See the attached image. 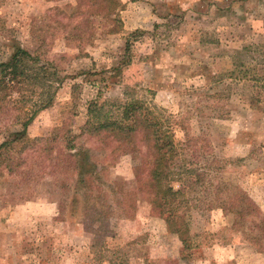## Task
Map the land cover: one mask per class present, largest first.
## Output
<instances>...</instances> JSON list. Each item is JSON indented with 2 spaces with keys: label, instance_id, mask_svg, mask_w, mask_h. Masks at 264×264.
Segmentation results:
<instances>
[{
  "label": "rangeland",
  "instance_id": "1",
  "mask_svg": "<svg viewBox=\"0 0 264 264\" xmlns=\"http://www.w3.org/2000/svg\"><path fill=\"white\" fill-rule=\"evenodd\" d=\"M120 1L108 18L75 14L77 0H0V64L18 45L48 66L49 88H26L27 135L71 130L104 181L86 215V198H65L62 156L56 173L36 155L15 174L0 166V264H264V0ZM134 100L172 130L189 168L173 182L189 258L147 195H123L138 191L146 150L80 134L90 115L120 118ZM13 110L0 109V142L22 128ZM242 194L257 216L240 217Z\"/></svg>",
  "mask_w": 264,
  "mask_h": 264
},
{
  "label": "trees",
  "instance_id": "2",
  "mask_svg": "<svg viewBox=\"0 0 264 264\" xmlns=\"http://www.w3.org/2000/svg\"><path fill=\"white\" fill-rule=\"evenodd\" d=\"M85 6L86 8H83ZM121 7L120 0H77L74 13L82 14L86 11L91 16L101 15L110 18ZM112 21L114 26L109 32H118L120 20L114 17ZM40 63L39 57L16 45L8 62L0 64V109L5 108L8 111L14 109L12 113L17 111L12 119L14 123L22 126L19 130L9 131L0 142V166L5 167L10 174H15L16 170L24 168L32 155H36L46 162L40 167L42 171L45 169L51 171L53 168L51 173H56L62 167V164L56 160L62 156L68 163L64 169L65 175H72L69 181L61 184V188L66 190L65 198L74 193L83 199L86 198L81 213L88 215L90 199L100 198L104 194L101 185L104 181L100 179L97 165L88 161L86 149L76 147L73 142L75 136L72 135L71 130L58 128L56 133L47 137L33 138L26 133L29 119L27 118L29 114L24 110L27 102L26 88L35 90L34 92H44L48 87L44 84L46 79L42 77L48 71V66ZM54 73L55 70H53ZM13 90H16L18 97L11 96ZM50 97L49 94V99ZM49 99L41 100L40 104L48 105ZM22 115L25 117L21 118ZM80 134L98 135L104 140L112 139L122 142L124 149L131 152L139 151L140 147L146 150L147 160L133 166L137 184L135 189L138 191L130 190L123 195L128 199L126 202L132 200L130 196L136 195L139 191L147 195L154 212L166 222L167 230L177 235L180 240L181 254L188 257L187 253L192 246L191 237L188 225L177 211L179 202L176 201L182 190L180 187L174 188L173 182L181 181L180 172L177 170L185 171L184 168H189L176 164L177 159L183 154H181L180 146L174 142L172 130L165 129L152 110L134 100L126 103L120 118H110L106 115L101 119V117L90 115L82 126ZM86 163H89L88 167ZM98 180L100 182H97ZM239 199L240 201L248 200L246 206L240 211L241 218L257 216V207L250 198L242 194ZM75 200L73 198V201ZM251 205L254 207L251 208ZM94 215L97 219H103V214L99 211H95Z\"/></svg>",
  "mask_w": 264,
  "mask_h": 264
}]
</instances>
